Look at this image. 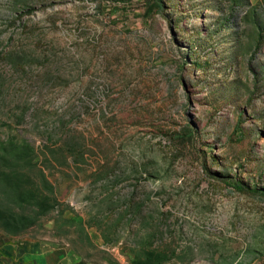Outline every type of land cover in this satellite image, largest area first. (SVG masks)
Segmentation results:
<instances>
[{"label":"rangeland","instance_id":"374dc122","mask_svg":"<svg viewBox=\"0 0 264 264\" xmlns=\"http://www.w3.org/2000/svg\"><path fill=\"white\" fill-rule=\"evenodd\" d=\"M6 245L264 264V0H0Z\"/></svg>","mask_w":264,"mask_h":264},{"label":"crops","instance_id":"0c3cea01","mask_svg":"<svg viewBox=\"0 0 264 264\" xmlns=\"http://www.w3.org/2000/svg\"><path fill=\"white\" fill-rule=\"evenodd\" d=\"M49 250L41 255L38 252H29L28 249L21 255L18 264H77L76 255L77 253L69 252V250H64L59 246H50ZM6 250V255L1 256L0 254V264H13L14 257L16 255L14 247L12 245H6L2 247V250ZM74 253V255L72 254Z\"/></svg>","mask_w":264,"mask_h":264}]
</instances>
